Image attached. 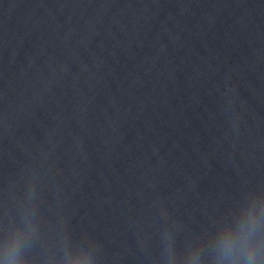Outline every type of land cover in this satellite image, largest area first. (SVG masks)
<instances>
[{"label":"water","instance_id":"1","mask_svg":"<svg viewBox=\"0 0 264 264\" xmlns=\"http://www.w3.org/2000/svg\"><path fill=\"white\" fill-rule=\"evenodd\" d=\"M0 264H264V0H0Z\"/></svg>","mask_w":264,"mask_h":264}]
</instances>
